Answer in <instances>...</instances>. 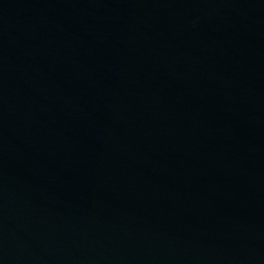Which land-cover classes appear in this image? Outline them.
Masks as SVG:
<instances>
[{"label":"water","instance_id":"95a60500","mask_svg":"<svg viewBox=\"0 0 264 264\" xmlns=\"http://www.w3.org/2000/svg\"><path fill=\"white\" fill-rule=\"evenodd\" d=\"M0 264H264V172L0 144Z\"/></svg>","mask_w":264,"mask_h":264}]
</instances>
